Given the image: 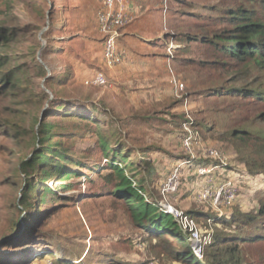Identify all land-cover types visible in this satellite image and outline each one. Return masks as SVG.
<instances>
[{"label":"rangeland","instance_id":"obj_1","mask_svg":"<svg viewBox=\"0 0 264 264\" xmlns=\"http://www.w3.org/2000/svg\"><path fill=\"white\" fill-rule=\"evenodd\" d=\"M97 2L0 0V27L7 38L0 46V264H50L54 257L34 256L41 255L39 250L59 252L78 264H189L173 258L182 249L172 239L144 234L122 200L103 190L101 165L92 168L104 158L97 153L91 160L88 152L97 133L116 142V149L125 145L127 173L142 178L151 200L159 198L160 184L183 162L180 190L168 201L179 211L202 213L192 219L198 262L264 264V219L250 225L243 221L264 207V65L220 54L211 40L234 27L235 21L223 19L230 16L228 9L264 19V0H167L161 16L166 63L158 95L150 94L144 73L117 83L104 66ZM204 36L207 42L200 41ZM9 70L14 75L5 79L2 72ZM98 70L108 78L106 87L85 82ZM44 111L56 131L66 134L63 146L69 155L83 166L70 162L79 175L46 181L58 197L31 199L42 214L55 210L47 218L37 214L30 232L19 225L25 213L21 164L30 155L35 122ZM72 111L88 114L97 126L64 116ZM187 126L194 138L191 155L181 142ZM234 130L238 135L232 137ZM211 149L217 150V160L207 157ZM209 164L218 167L212 173L219 181L229 176L235 182L238 192L230 205L213 208L194 201L206 180L198 168ZM63 184H70L68 191ZM232 214L240 220H229ZM216 236L237 238L223 244Z\"/></svg>","mask_w":264,"mask_h":264},{"label":"trees","instance_id":"obj_2","mask_svg":"<svg viewBox=\"0 0 264 264\" xmlns=\"http://www.w3.org/2000/svg\"><path fill=\"white\" fill-rule=\"evenodd\" d=\"M227 11V14L230 16L222 18L227 21H235V25L227 31L226 35V31H224V35H214V38L211 39L214 49L216 52L225 56L228 55L237 59H250L256 64L263 66L264 19L256 16L252 11L240 8L228 9ZM6 40L5 30L0 27V46L4 45ZM208 40L209 39L206 36L200 39L201 42H207ZM184 50L187 51L188 48H184ZM188 60L185 62H188ZM189 62H191V60H189ZM217 62L219 61H210L209 63ZM2 66L3 64L0 58V69ZM2 74L5 79L11 74L14 75L13 70H9L6 73L2 72ZM223 89L226 88H221V90ZM213 91H217V89ZM72 115L79 116L80 120L84 122L86 127H88L89 124L94 123V125L97 126V120L92 119L88 114L77 113L74 111L69 114H64V116ZM56 127L57 125L52 121L51 117H49L48 111L41 113L40 118L35 122V127L32 133L33 148L30 155L23 160L21 164V170L24 173L21 206L25 210V213L22 214V219L20 220L19 225L21 227L22 224H26L22 227L26 230L30 229V232L34 231L31 223L34 222V219L38 216L37 214L47 218L54 214L53 210H55L53 207L51 208L52 210L42 214L43 211H41L40 208L37 207V204L32 202L31 199L36 197L37 194L39 202H44L48 194L58 197L57 190L49 187L46 181L50 177L68 179L73 175H79V171L72 169L69 165L70 162H74V166H83L80 165L79 160L75 161L73 157L69 155L70 152H67L65 146H63L65 144L64 138L66 137V134L62 131H56ZM97 134L98 137L90 149H88V152L92 153L91 160H94L99 156L96 155L97 153L104 158L102 164L99 163V160L98 165L92 168V170L97 171V168L101 165L98 174L103 179V190H107V192H110V194L122 200L124 207L131 213L135 226L141 229L144 234L153 238H161L163 241L166 237L172 239L174 242L173 246H178L182 249L181 251H175L173 258L189 262V264H201L194 256L189 241V232L181 229L179 221L172 214L166 213L160 208L156 202L157 199H149L151 197H148L145 193V188L142 185V178L135 179L133 175L127 173L130 163L128 161V155H125V152L122 150L125 145L116 149V147H114L116 142L108 140V138L104 137L102 133ZM231 135L232 137H235L238 133L234 130L231 132ZM59 186H61L64 191H68L70 188V184ZM186 214L190 218L195 219V217H198V215L202 213L191 209L187 211ZM247 215L248 214H246V218L243 220L246 222L244 223L245 225H250L260 218L264 219V207L260 209L257 215ZM225 218L226 217H218L217 221L228 224L229 220H240L233 214L230 215V219ZM232 238L237 237L230 236L229 239H227V237L217 239L216 236L215 240L224 244V242L226 243L229 242V240H233ZM249 238L251 237H244L242 240L247 241ZM255 238L260 239L263 237L257 236ZM210 243L211 241L209 242L207 249L211 248ZM39 251L41 255H38L37 253L34 255L35 257H54V259L52 258L53 261H51L53 264H78L74 260H65L59 252L45 250ZM206 258L214 260L213 256L209 253H206ZM211 264L216 263L212 261Z\"/></svg>","mask_w":264,"mask_h":264},{"label":"built area","instance_id":"obj_3","mask_svg":"<svg viewBox=\"0 0 264 264\" xmlns=\"http://www.w3.org/2000/svg\"><path fill=\"white\" fill-rule=\"evenodd\" d=\"M128 1L129 0H100V6L96 11L95 22L101 34L102 41L101 59L106 69H111L120 65L125 58L124 51L120 46V36L121 29L132 20V16L128 9ZM166 2L167 0H163L162 9H165ZM85 82L93 86L106 87L108 78L102 70H98L87 78ZM172 82L177 85L175 81ZM190 129L191 128L188 126L185 127L187 131ZM193 139V134L190 131L185 133L181 138L183 148H185L190 155L193 153L190 146ZM207 157L211 158V160H217V150H209ZM187 158H190V156ZM180 165L183 166V162L176 165L160 184L159 198L156 202L164 212L172 214L175 218H179L181 229L189 232V241L192 244L193 252L199 254L200 251L193 246V242L198 239V232L194 227V221L184 211H179L172 207L168 201L171 197L177 195L180 190ZM215 169L216 171L218 170L216 164L204 165V167L198 168L197 174L204 175V177L206 176V180H204V182L202 181L194 197V201L199 204L207 203L213 208H218L220 206L230 205L235 201L238 188L229 176L220 181L215 178L214 173H212ZM162 199L165 201L162 202ZM50 264L53 263L50 262Z\"/></svg>","mask_w":264,"mask_h":264},{"label":"crops","instance_id":"obj_4","mask_svg":"<svg viewBox=\"0 0 264 264\" xmlns=\"http://www.w3.org/2000/svg\"><path fill=\"white\" fill-rule=\"evenodd\" d=\"M100 0L97 2V8ZM163 0H129L128 9L132 20L121 29L120 46L125 58L120 66L110 69L118 82L129 81L135 74L144 73L150 94L158 95L163 82L166 63L162 52L165 28L161 20ZM96 14V13H95ZM96 25V22H95ZM101 40V36L98 37ZM101 45V42H99ZM123 66V68H122ZM129 70L134 71L129 75ZM134 80V79H133ZM140 83V80H138Z\"/></svg>","mask_w":264,"mask_h":264}]
</instances>
